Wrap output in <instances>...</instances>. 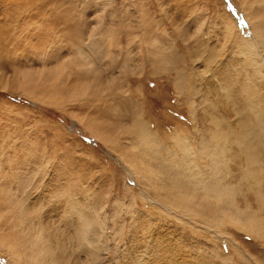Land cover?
I'll return each instance as SVG.
<instances>
[{"label":"rangeland","instance_id":"obj_1","mask_svg":"<svg viewBox=\"0 0 264 264\" xmlns=\"http://www.w3.org/2000/svg\"><path fill=\"white\" fill-rule=\"evenodd\" d=\"M244 12L264 15V0H0V264L58 262L50 237L62 246L68 236L83 252L80 212L97 218L88 239L102 226L93 264H123L124 255L143 264L149 250L177 245L185 264H264V229L255 230L264 226V50L256 43L249 53ZM209 76L224 94L223 121L258 149L250 174L234 142L226 162L210 157L214 123L201 118ZM134 123L156 135L159 154ZM182 143L193 170L234 196L209 205L200 188L191 200L199 212L165 200ZM251 214L258 222L244 229Z\"/></svg>","mask_w":264,"mask_h":264},{"label":"bare ground","instance_id":"obj_2","mask_svg":"<svg viewBox=\"0 0 264 264\" xmlns=\"http://www.w3.org/2000/svg\"><path fill=\"white\" fill-rule=\"evenodd\" d=\"M244 14H245L246 18L250 20V30L249 31H251L253 36H254V38L252 40L247 41V43H248L247 45H249V47H250L248 51H249V53L252 52L254 54L256 51L253 50L252 47H256V45H255L256 43H260L261 44L260 46H262V49L264 50V18H263L264 15H260V14L259 15L258 14L257 15H250L249 13H246V12H244ZM240 22H242V21H240ZM244 25H245L244 22H243V24H240V26H244ZM218 77L220 78L221 85H223V84H225L227 82V80H226L227 77L226 76H218ZM230 77H232V76H230ZM212 84L213 83L211 81V77L209 76V78H207V80H206V85H207V87H209L208 90L212 93V95H210L209 103H207V107L205 108V111L207 109L208 113H205L201 117L203 119V121L208 120V118H209V120H212L213 123H214V125H212L213 129L211 128L212 132L210 134V138L214 142V145L217 146V148H215L214 151H210L211 159L214 160L215 158H217V155H224L223 159L220 156L221 159H222V162H223L224 158L227 156V147L226 146L228 145V143L234 142L237 145V155H238L237 161H238V164H245V166H247V164H251V165L252 164H257V168H258L259 164H260L259 154H257L258 151H256L258 149L254 148L255 152L253 151L254 153H252V149L255 146H253L252 144L251 145L253 147L248 145L250 143H248L249 138L247 137L246 131L244 132L243 130H240V131H238V134H236L234 136L233 132L227 126L226 121L225 122L223 121L224 116H225V119H227V116H228L227 109L224 108L225 109L224 110L222 108V106H221V105H223L222 101H221L223 99L221 98V96L224 95V94L220 95V93L214 92V88H212ZM250 87L252 88V86H250ZM214 104H219V106H220V108H221L223 113L218 115L217 114L218 112L211 108V107H213ZM133 126H134V130H136V133H137L138 137L141 138V140H142V142L144 144L148 145V149L150 151H153V152H156L157 154H159L160 153V151L158 150L159 149L158 148L159 141L156 139L157 138L156 135L152 131L149 130L148 126L146 124L138 126V125H135V123H134ZM156 140L158 141L157 143H156ZM256 143L258 144V142H256ZM187 148H188L187 145H185L183 143L180 144V149H182L184 152H182V154L178 155V157L176 159V163L174 165V167L178 166V169H176L178 171H175L176 174L173 173L174 176H175V179H174V182H173L175 189H173L172 191L167 192L166 195H167L168 199H165V200H167L168 203H170L171 205H174L176 207H180L181 209H184L186 211L199 212L197 209L200 206L195 204V203H193L191 200L197 194V190H200V188H201V190L202 189L205 190V192L203 191L204 193L201 194V195H203V199H206L205 201H203V199H202L203 203L204 202H206V203L208 202L209 205H210L213 202L215 203L216 201H220L221 199H224V197H229L230 198L231 196H229V195H231L232 192L235 193L237 190L235 189L233 191V188H232L233 186L229 187L227 189L226 186H228V185L225 184V182L223 180L219 179V178H216L215 180H213V179L211 180L210 178L208 179L207 177H205L204 173H201L202 172L201 169L199 170L201 172H196V170L194 171L191 163L189 162L188 159H186V156H185V152H186ZM220 157L218 159H220ZM226 158L228 160L229 157L227 156ZM226 158H225V160H226ZM154 160H155V158H154ZM224 162H226V161H224ZM212 165H213V169H214L212 171V173L215 174V173L218 172V169H216L217 164L215 163V165L214 164H212ZM166 167H167L166 169L169 168V166H166ZM257 168H255V169L258 170ZM245 171L248 174H250L249 167L246 168ZM252 172H253V169H252ZM252 174H254V173H252ZM242 177H243V175H242ZM239 181H240V179H239ZM254 181H256V180H254ZM257 187L260 188V184ZM261 187H263V184H261ZM213 191L217 192L216 196H215ZM185 193H190V194L187 195ZM234 193L232 194L233 196H234ZM257 197H258L257 201L260 203L261 208L263 209V213H264V192L263 193H261V192L258 193ZM209 199H212V200H209ZM214 205H216V204H214ZM216 206H214V207H216ZM210 207L214 208L213 206H210ZM216 210H218V209H216V208H215V210L211 209V212L215 213ZM222 210H221V213L219 212V215H218L219 219H221V220L224 219L223 218V216H224L223 214L226 212L225 210H223L224 211V213H223ZM216 214H217V212H216ZM79 216H80V218H79ZM249 217H251L252 221L249 220L248 222L242 223L241 226L244 229H249V227L251 225L256 224L258 222L257 221L258 218H256L255 214L254 215L251 214ZM212 218H214V217H212ZM77 219H78L77 220L78 221L77 222V227H76L77 228V232H78L79 235H82L81 237L84 236L85 239H83V238L82 239L86 240L85 244H84L86 248L83 250V252H81L80 247L77 244H75V242L73 240H71L70 237H68V236L64 237V242L65 243H63L62 246L60 245V243H59L57 238L50 237L51 242L55 243V245L58 246L57 250H58L59 253L58 252H57L58 254H54L52 252H48V253L50 255H52L53 258L55 257L58 260V262L54 261V262L51 263V261L50 262L47 261L48 259H44L43 260L44 264H90V262H92L91 264H93L95 262L96 255L98 254V253H96V251L98 249V246H97V241H95V239H97L99 237V231H100V229H102V226L100 225L101 226L100 229L97 230L96 234H94L91 237L92 239H88L87 237H85V234L87 233V230L92 226L94 220H96L97 218L94 215V217H92V219H88V217L87 218L85 217V214L83 212H80V213H78V218ZM79 219H80V221H79ZM254 222H256V223H254ZM144 223H145V219L144 218H142L140 222L138 220V222H137L138 226H137V230L136 231L139 232V234L137 235L136 233H133L131 235V238H132L133 242L135 243L134 249H132V254H133V252H136L138 249L143 247L142 243L139 242L140 238L138 236H142L143 237V235L145 233V231H144ZM95 224H94V226H95ZM210 225H211V223H210ZM58 226L60 227V225H58ZM217 226H219V225H217ZM263 229H264L263 223L260 222L259 224H257L255 230L258 233L260 231L263 232L264 231ZM59 231H60V229H59ZM261 232L259 234H261ZM64 233H67V231L64 232ZM67 234L69 235V233H67ZM71 234H73V233H71ZM63 236L64 235H62V238H63ZM76 237H77V235H76ZM37 238H38V236L36 235V239ZM39 240H40V238H39ZM61 243H62V241H61ZM159 244L160 243L157 242V246H159ZM170 248H172L171 249L172 251H177L178 250V252L168 253V250ZM170 248L167 249V247H164V246H163V248H161L159 246V248H154V249L149 250V253L147 254V256L142 259L143 264H185V261L187 259L185 257H183V256H180L181 257L180 258L179 256H176V255H178V254L185 255V254L188 253V251L181 245H177L176 248H174V246H172ZM54 249H56V248H54ZM76 249H78V251ZM143 249L145 250V248H143ZM133 258L130 257V256H125L124 255L123 264H133ZM204 259L205 258L203 256L202 257L200 256V257H197V262L196 263H193L191 261H188V262H189V264H207V261H204ZM144 261H145V263H144ZM105 264H107V263H105Z\"/></svg>","mask_w":264,"mask_h":264},{"label":"water","instance_id":"obj_3","mask_svg":"<svg viewBox=\"0 0 264 264\" xmlns=\"http://www.w3.org/2000/svg\"><path fill=\"white\" fill-rule=\"evenodd\" d=\"M240 26V25H239ZM241 27V26H240Z\"/></svg>","mask_w":264,"mask_h":264}]
</instances>
